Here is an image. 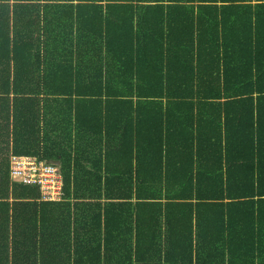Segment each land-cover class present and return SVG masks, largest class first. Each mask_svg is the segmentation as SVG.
<instances>
[{"label":"trees","instance_id":"trees-1","mask_svg":"<svg viewBox=\"0 0 264 264\" xmlns=\"http://www.w3.org/2000/svg\"><path fill=\"white\" fill-rule=\"evenodd\" d=\"M0 264H264V0H0Z\"/></svg>","mask_w":264,"mask_h":264},{"label":"built area","instance_id":"built-area-1","mask_svg":"<svg viewBox=\"0 0 264 264\" xmlns=\"http://www.w3.org/2000/svg\"><path fill=\"white\" fill-rule=\"evenodd\" d=\"M9 174L22 184L36 185L44 202L61 201L62 172L59 166L36 156H9Z\"/></svg>","mask_w":264,"mask_h":264},{"label":"rangeland","instance_id":"rangeland-1","mask_svg":"<svg viewBox=\"0 0 264 264\" xmlns=\"http://www.w3.org/2000/svg\"><path fill=\"white\" fill-rule=\"evenodd\" d=\"M28 156H32V155H28ZM37 157V156H36ZM38 159H40L39 157H37ZM46 162H48V161H46ZM9 163V162H8ZM50 163H53V164H55V165H57V166H59L60 167V165L58 164V163H56L55 161L54 162H50ZM62 186H63V181H62ZM61 192H62V188H61ZM61 196H62V194H61Z\"/></svg>","mask_w":264,"mask_h":264},{"label":"crops","instance_id":"crops-1","mask_svg":"<svg viewBox=\"0 0 264 264\" xmlns=\"http://www.w3.org/2000/svg\"><path fill=\"white\" fill-rule=\"evenodd\" d=\"M58 162V161H57ZM58 164H60L59 162H58Z\"/></svg>","mask_w":264,"mask_h":264},{"label":"water","instance_id":"water-1","mask_svg":"<svg viewBox=\"0 0 264 264\" xmlns=\"http://www.w3.org/2000/svg\"><path fill=\"white\" fill-rule=\"evenodd\" d=\"M56 163H58V162H56Z\"/></svg>","mask_w":264,"mask_h":264}]
</instances>
